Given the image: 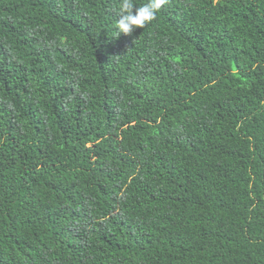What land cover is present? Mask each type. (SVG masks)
Wrapping results in <instances>:
<instances>
[{
	"label": "trees",
	"instance_id": "16d2710c",
	"mask_svg": "<svg viewBox=\"0 0 264 264\" xmlns=\"http://www.w3.org/2000/svg\"><path fill=\"white\" fill-rule=\"evenodd\" d=\"M120 3L0 0V264H264V0Z\"/></svg>",
	"mask_w": 264,
	"mask_h": 264
},
{
	"label": "clouds",
	"instance_id": "9594fccd",
	"mask_svg": "<svg viewBox=\"0 0 264 264\" xmlns=\"http://www.w3.org/2000/svg\"><path fill=\"white\" fill-rule=\"evenodd\" d=\"M167 0H148L137 6L134 0H121L117 29L119 34L131 35L136 29H143L157 18Z\"/></svg>",
	"mask_w": 264,
	"mask_h": 264
}]
</instances>
